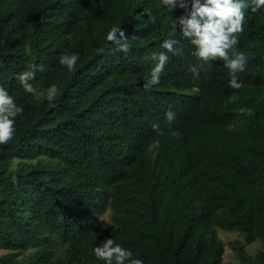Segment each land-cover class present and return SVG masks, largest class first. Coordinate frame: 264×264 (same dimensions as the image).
Here are the masks:
<instances>
[{
    "label": "trees",
    "instance_id": "1",
    "mask_svg": "<svg viewBox=\"0 0 264 264\" xmlns=\"http://www.w3.org/2000/svg\"><path fill=\"white\" fill-rule=\"evenodd\" d=\"M157 4L0 0V81L24 107L0 145V264H103L92 248L108 235L145 264H230L218 229L243 237L231 246L240 263L264 264V13L237 34L249 56L241 89L220 58L188 71L196 60L178 31L182 54L145 86L169 34ZM113 24L127 52L103 38ZM64 51L80 53L75 72L58 63ZM29 65L37 88L59 86L54 102L20 87L15 74ZM107 210L108 223L89 218Z\"/></svg>",
    "mask_w": 264,
    "mask_h": 264
},
{
    "label": "clouds",
    "instance_id": "2",
    "mask_svg": "<svg viewBox=\"0 0 264 264\" xmlns=\"http://www.w3.org/2000/svg\"><path fill=\"white\" fill-rule=\"evenodd\" d=\"M157 8L163 9L166 13L169 34L159 42L163 50L152 55L154 63L149 70L145 86L160 83L169 61V53L182 54V49L176 46L180 43L175 35L177 31L179 36L186 39L191 46L190 54L196 60V63L189 64L188 71L198 74V63L220 58L228 70V86L234 90L244 86V82L238 79L237 74L245 71L249 56L236 47L237 34L245 30L250 13H264V0H158ZM177 9L181 10L179 15L174 14ZM103 38L110 43V51L127 52L131 47L129 37L118 24L111 25ZM134 38L139 39L138 36ZM79 60V52L64 51L59 54L58 63L65 66L68 72H75ZM36 72L37 66L29 65L25 70L17 72L15 78L23 91L31 94L34 100L54 102L60 93L59 86L53 82L46 88H37L33 83ZM238 97L239 93L233 91L228 99L235 101ZM239 111L250 113L252 109L242 106ZM23 113L24 107L0 81V145H5L14 139L17 118ZM164 118L171 125L176 119L175 111L169 107L164 112ZM151 126L155 130H160L158 123H153ZM172 134L175 135V131ZM92 253L103 264H145V260L134 253L131 247L118 242L112 235L94 244Z\"/></svg>",
    "mask_w": 264,
    "mask_h": 264
},
{
    "label": "rangeland",
    "instance_id": "3",
    "mask_svg": "<svg viewBox=\"0 0 264 264\" xmlns=\"http://www.w3.org/2000/svg\"><path fill=\"white\" fill-rule=\"evenodd\" d=\"M90 219H94L96 223H108L110 221L109 211H105L101 215L91 214ZM218 235L222 239L225 250L223 254V262L230 264H242L238 261L235 256L234 251L232 250V244L237 241H242L243 237L236 231H227L218 229ZM261 247L260 241L257 239L254 242L245 245V249L248 253L253 254L258 248Z\"/></svg>",
    "mask_w": 264,
    "mask_h": 264
}]
</instances>
